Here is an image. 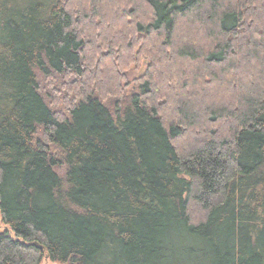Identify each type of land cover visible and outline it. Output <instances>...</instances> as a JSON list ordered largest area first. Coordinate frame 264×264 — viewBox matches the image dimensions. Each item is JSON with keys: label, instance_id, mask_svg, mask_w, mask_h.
<instances>
[{"label": "trees", "instance_id": "trees-1", "mask_svg": "<svg viewBox=\"0 0 264 264\" xmlns=\"http://www.w3.org/2000/svg\"><path fill=\"white\" fill-rule=\"evenodd\" d=\"M44 258L264 264V0H0V264Z\"/></svg>", "mask_w": 264, "mask_h": 264}, {"label": "rangeland", "instance_id": "rangeland-1", "mask_svg": "<svg viewBox=\"0 0 264 264\" xmlns=\"http://www.w3.org/2000/svg\"><path fill=\"white\" fill-rule=\"evenodd\" d=\"M142 68L139 70H136L135 67L132 68V70L128 74V79H129L130 83H132L131 81L133 79H135L138 75H140V72H142ZM132 86H133V84H131V88H132ZM42 264H57V263L51 262L48 258H44Z\"/></svg>", "mask_w": 264, "mask_h": 264}]
</instances>
